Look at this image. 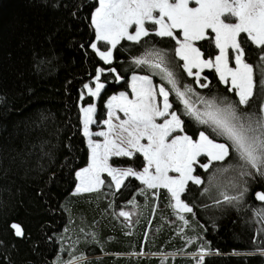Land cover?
Masks as SVG:
<instances>
[{
	"label": "trees",
	"instance_id": "trees-1",
	"mask_svg": "<svg viewBox=\"0 0 264 264\" xmlns=\"http://www.w3.org/2000/svg\"><path fill=\"white\" fill-rule=\"evenodd\" d=\"M95 7L97 0H0V264H198L202 251L207 253L203 264H264V202L255 198L264 192V178H241L238 169L229 168L236 163L231 149L208 171L197 167L194 175L204 183L189 182L181 194L192 208L180 215L183 220L165 189H144L135 178L115 190L104 176L99 191L72 195L75 174L89 157L80 106L92 100H81L84 85L105 69L96 111V121L102 122L107 98L126 91L131 75H148L156 86L166 83L133 63L143 54L144 41L165 49L175 43L154 35L140 45L121 41L113 62L105 64L90 47ZM209 51L218 54L214 45ZM260 52L249 42L245 61L255 66ZM176 63L182 61L177 57ZM176 71L181 84L192 85L206 99L215 95L238 101L214 70L202 73L208 79L201 83L208 88L199 87L182 68ZM261 92L258 85L250 101L257 111L264 104ZM169 101L181 115L183 105L174 94ZM181 119L194 139L203 130L226 143L191 117ZM112 162L117 167L143 165L140 155ZM243 187L248 191L242 200L223 201L221 193L238 195ZM121 211L129 217L120 216ZM12 223L23 227L24 237L14 235Z\"/></svg>",
	"mask_w": 264,
	"mask_h": 264
},
{
	"label": "snow or ice",
	"instance_id": "snow-or-ice-1",
	"mask_svg": "<svg viewBox=\"0 0 264 264\" xmlns=\"http://www.w3.org/2000/svg\"><path fill=\"white\" fill-rule=\"evenodd\" d=\"M190 3L195 6H190ZM91 23L95 40L104 42L108 47L101 51L95 42L90 47L105 64L113 62V51L121 41L140 45L143 38L154 35L169 38L175 43L171 49H165L156 47L151 41H144V52L133 63L137 67L145 66L166 83L157 88L150 76H133L131 87L135 99L121 93L109 101L108 119L103 121L107 131L95 133L104 137L102 144L90 138L89 125L95 123V105L81 109L84 113V135L89 137L91 162L76 173L80 180L77 192L94 191L104 184L101 173L106 172L117 189L132 176L147 189H166L175 202L172 207L192 212V208L181 199V194L190 181L195 185L204 183L198 175H194L197 167L208 171L214 161L228 158L230 149L236 163L230 162L229 168L238 169L241 178H264V104L258 111L250 105L258 85L264 100V0H98ZM198 41L206 43L197 46ZM249 42L261 50L257 54L260 62L255 66L244 59L245 46ZM213 45L218 54L209 51ZM229 50L234 66H230ZM253 54L249 47V55ZM177 57L182 64L176 63ZM177 68L194 77L201 88L209 87L208 83H201V74L205 69L214 70L221 82L230 83L228 91H234L238 101L215 95L206 99L192 85L181 84L182 77L178 75ZM104 71L103 68L97 70L94 89L84 85L89 96L100 95L104 88L100 75ZM109 71L115 72L116 69ZM116 78L119 80V75ZM207 79L203 77V80ZM170 93L183 105L181 115L207 126L215 137L223 138L226 143L217 142L203 130L198 132L196 139L188 135L185 121L173 110L169 101ZM157 96L162 98L159 103ZM197 104H202L203 110ZM114 106L127 117L120 120L119 116H115L118 124L112 122ZM240 106L247 110H242ZM158 118L162 122L157 123ZM137 153L143 157L142 171L133 167L121 169L109 163L112 157L131 159ZM200 157H206L207 162L202 163ZM247 183L245 180L244 184ZM247 191L248 188L243 187L238 195H221L224 202L232 203L242 200ZM255 198L264 202V192H257ZM119 215L126 219L129 217L123 211ZM261 215L264 217V212ZM180 219L184 217L180 216ZM10 227L15 236H25L20 224L12 223ZM206 254L201 252L198 264H203ZM261 254H264V249Z\"/></svg>",
	"mask_w": 264,
	"mask_h": 264
},
{
	"label": "rangeland",
	"instance_id": "rangeland-1",
	"mask_svg": "<svg viewBox=\"0 0 264 264\" xmlns=\"http://www.w3.org/2000/svg\"><path fill=\"white\" fill-rule=\"evenodd\" d=\"M190 6H195L194 5V3H190ZM97 7H98V0H97ZM95 11V10H94ZM94 11H93V14H94ZM92 14V15H93ZM92 24V23H91ZM92 27H93V25H92ZM93 30H94V27H93ZM95 32V31H94ZM94 42L95 43H97V45H98V47L100 48V50L101 51H103V50H106V48L108 47L107 45H105L104 44V42H97L95 39H94ZM93 42V43H94ZM100 45H102V46H106L105 48H102ZM232 54H231V50H229V58H230V66H234V61L232 60ZM100 58V57H99ZM104 62V61H103ZM205 70H207V69H205ZM193 71H195V69L193 70ZM96 74H97V72H96ZM202 75V74H201ZM96 76V75H95ZM133 76H145V75H139V74H133V75H131L130 77H129V80H128V88H127V90L126 91H119V92H117V93H114V94H112L111 96H109L108 98H107V100H106V102H105V104H104V106H105V118L102 120V122H97L96 121V112H95V114H94V120H95V123H92V124H90L89 125V131H90V133L92 134L91 135V140L93 141V142H95V143H103L104 142V137L103 136H97V135H95V133H97V132H102V131H107V125L106 124H104L103 123V121H105V120H107L108 119V112H109V108H108V104H109V101L111 100V98L113 97V96H116V97H119L120 96V94L121 93H124V94H126L127 96H128V98L129 99H135V97H134V95H133V93H132V87H131V85H132V77ZM217 76H218V74H217ZM203 78V77H202ZM218 78H219V76H218ZM153 82V81H152ZM95 83H96V81H95V77L93 78V80L91 81V83H89L88 85L90 86V87H92L93 89L95 88ZM223 83V82H222ZM223 84H225V83H223ZM153 85H155L154 83H153ZM227 85H229V87H231V85H230V83L229 84H227ZM156 86V85H155ZM157 88L159 87V86H156ZM102 91V90H101ZM101 93V92H100ZM82 95H83V99H81V100H84V99H87V98H91V100H92V102L90 103V104H86V105H82V106H80V113H81V122H82V131H83V134H84V113L81 111V109L82 108H87V107H89L90 105H95V108H96V111H97V101H98V97H92V96H89L88 94H87V89H85V88H83V91H82ZM81 95V96H82ZM239 99V98H238ZM162 101V98L161 97H159V96H157V102L159 103V102H161ZM201 110H203L202 108H201ZM112 111L115 113V115H114V117H113V123L114 124H118L119 123V121L118 120H116L115 119V116H119V118H120V120H124V119H127V117H125V115H124V113L123 112H121L118 108H116L115 106L113 107V109H112ZM160 122H162V120H161V118H158L157 119V123H160ZM85 136V135H84ZM85 138H86V141H87V146H88V151H89V157H88V162H87V164L84 166V167H82V168H80L79 170H77V172H79V171H81L82 169H84V168H86V167H88L89 166V164H90V162H91V160H90V157H91V148L89 147V137L88 136H85ZM142 143H146V141H142ZM136 155H140L139 153H137ZM141 156V155H140ZM142 157V156H141ZM114 158H124V157H112L111 159H110V161H109V163L113 166V167H117V166H115L114 164H113V162H112V159H114ZM126 158H128V157H126ZM200 160H201V162L202 163H206L207 162V158L206 157H200ZM142 161H143V157H142ZM215 162V161H214ZM143 164H144V161H143ZM133 168H134V170H136V171H142V168H143V165H142V167L141 168H137V167H134V166H132ZM118 168H121V169H123V168H127V167H118ZM204 170V169H203ZM76 172V173H77ZM104 176L105 177H108L110 180H111V182L113 183V186H114V188H115V190H118L117 188H116V186H115V182H113L112 181V179H111V177H109L108 175H107V173L105 172V173H101V179L102 180H104ZM75 177H76V186H75V188H74V190H73V192H72V195L73 196H76V195H82V194H84V193H89V192H97V191H99L100 189H101V187H102V185H100L96 190H94V191H85V192H77L76 191V189H77V186L80 184V180H79V178L77 177V175L75 174ZM128 178H135V177H132V176H129ZM127 179V178H126ZM125 179V180H126ZM136 179V178H135ZM124 180V181H125ZM137 180V179H136ZM139 181V180H138ZM140 182V181H139ZM191 182V181H190ZM141 183V182H140ZM142 184V183H141ZM142 187H144V189H147L146 187H145V185H143L142 184ZM120 189V188H119ZM163 189V188H162ZM166 190V189H165ZM167 191V190H166ZM138 195H140V194H138ZM170 195V194H169ZM171 197V196H170ZM175 202L172 200V205L174 204ZM173 209L176 211V213L180 216V215H183V214H186V213H189V212H183V211H179L178 209H176V208H174L173 207ZM125 212V211H124ZM201 254V253H200ZM200 254L198 255V258H196V260L197 259H199V257H200Z\"/></svg>",
	"mask_w": 264,
	"mask_h": 264
}]
</instances>
